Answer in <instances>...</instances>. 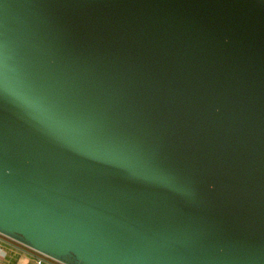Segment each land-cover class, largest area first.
<instances>
[{"label":"water","instance_id":"water-1","mask_svg":"<svg viewBox=\"0 0 264 264\" xmlns=\"http://www.w3.org/2000/svg\"><path fill=\"white\" fill-rule=\"evenodd\" d=\"M0 236L264 264V0H0Z\"/></svg>","mask_w":264,"mask_h":264},{"label":"crops","instance_id":"crops-1","mask_svg":"<svg viewBox=\"0 0 264 264\" xmlns=\"http://www.w3.org/2000/svg\"><path fill=\"white\" fill-rule=\"evenodd\" d=\"M37 260H39L38 264H59L15 242L0 238V264H36Z\"/></svg>","mask_w":264,"mask_h":264},{"label":"built area","instance_id":"built-area-1","mask_svg":"<svg viewBox=\"0 0 264 264\" xmlns=\"http://www.w3.org/2000/svg\"><path fill=\"white\" fill-rule=\"evenodd\" d=\"M0 238H3V237L0 236ZM36 254H37V253H36ZM38 255H39V254H38ZM39 256H41V255H39ZM41 257H44V256H41ZM44 258H46V257H44ZM46 259H47V258H46ZM38 263H39V260L36 261V264H38Z\"/></svg>","mask_w":264,"mask_h":264},{"label":"rangeland","instance_id":"rangeland-1","mask_svg":"<svg viewBox=\"0 0 264 264\" xmlns=\"http://www.w3.org/2000/svg\"><path fill=\"white\" fill-rule=\"evenodd\" d=\"M63 260H65V259H63ZM66 262H68V263H70V264H75V263H73L72 261H70V260H65Z\"/></svg>","mask_w":264,"mask_h":264}]
</instances>
